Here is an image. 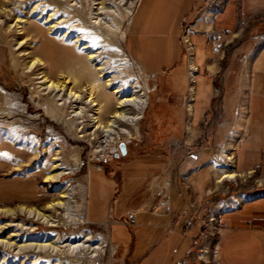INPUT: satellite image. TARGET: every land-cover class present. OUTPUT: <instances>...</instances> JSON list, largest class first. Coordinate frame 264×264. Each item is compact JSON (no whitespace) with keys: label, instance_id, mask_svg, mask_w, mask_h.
Segmentation results:
<instances>
[{"label":"rangeland","instance_id":"obj_1","mask_svg":"<svg viewBox=\"0 0 264 264\" xmlns=\"http://www.w3.org/2000/svg\"><path fill=\"white\" fill-rule=\"evenodd\" d=\"M136 5L137 0H0V264H96L98 258H104L103 264L130 263L119 248L112 257L110 244L105 248V256L104 252L99 256L86 252L60 255L49 248L26 246L52 242L68 244L71 239H76L74 244H83L86 233L109 243L106 226L96 224L90 216V224L87 222L76 228L75 221L67 219L64 211L59 209L53 213L55 228L23 215L15 218L8 210L21 206L44 209L58 200L61 187H68L73 205L87 203L88 218L91 180L99 172L94 169L97 165L91 161V153L98 149L96 145L103 138L100 135L91 142V138L82 137L79 130L89 127L88 115L93 109L88 107L89 111L81 115L84 117L78 118L74 116L73 105L67 104L60 111L65 117L58 118L47 107L53 104L57 109V101L38 88L40 71L30 72L26 68L29 59L25 52L31 51L32 57L42 60L43 71L55 80L60 72L69 67L87 63V53L75 43V38L79 37L80 43H87L99 53L98 58L107 63L108 74H119L124 79L126 90L130 88L133 77L144 84L146 76L138 69L130 71L122 59L123 53L132 59L128 49L129 21ZM48 18L56 25L53 31L45 22ZM255 37L246 32L238 42L227 47L230 64L228 66V62L224 61L223 68L224 73H228V82L221 87L220 83H216V89L223 90L221 95L240 92V98L234 99V105L240 112L233 115L194 114L191 121L195 118V133L189 138L187 127L190 115L186 109L188 82L181 96L174 97L167 83L161 82L158 77H149V105L138 122L139 129H132V137L123 135L114 145L121 152L101 173L106 177H118L124 170L129 176L149 175L147 182L161 177L151 183V187L155 184L157 189L162 187L163 178H170L169 184L177 181L179 186L186 185L193 201L206 204L207 215L215 214L219 207L231 212L234 211V204L261 198L264 194L261 168L247 170L237 162L234 170L238 176L218 183V171L212 164L213 161L224 164L218 159L222 150L231 143L240 146L252 133L249 114L253 104L252 67L264 49V34ZM236 45H245L244 51L238 53ZM200 76L203 72L199 68L197 93ZM82 79L83 83H87V78ZM180 86L184 87L185 82H181ZM221 95L214 100L198 97L194 107H207L211 103L217 107L224 106L226 100ZM110 115L105 112L101 118L107 121ZM68 118L76 121L74 129L66 123ZM128 128L131 130V127ZM86 131H91V128ZM117 131L111 133L116 135ZM98 132L102 131L90 135L96 137ZM127 140H132V143L123 154L122 146ZM58 150H61L60 171L63 176L55 182L48 177L52 174L53 159L58 156ZM162 161L165 169L159 171ZM242 173L243 177H240ZM139 182L134 180L135 184ZM209 189L213 192L209 193ZM134 200L127 194L120 197L117 206L119 215L131 208ZM190 210L194 213V208ZM90 211L93 218L102 215L94 201L90 203ZM191 211L187 214L190 215ZM112 228L115 240L118 234L128 233L122 227Z\"/></svg>","mask_w":264,"mask_h":264},{"label":"crops","instance_id":"obj_2","mask_svg":"<svg viewBox=\"0 0 264 264\" xmlns=\"http://www.w3.org/2000/svg\"><path fill=\"white\" fill-rule=\"evenodd\" d=\"M137 6L128 38L131 60L138 65L144 76L156 75L161 82L167 83L174 97L181 96L188 82V61L183 43L186 29L195 45L196 64L203 72V76L199 78L197 99L199 97L207 100L217 99L223 92L216 89V83H220L221 87L228 82V73H224L223 68L224 61L228 62V66L230 64L227 47L238 42L246 32L247 35L256 36L255 38L264 34V0H140ZM204 9L206 11L202 13ZM223 31L230 34L225 38V43L214 42L215 34ZM244 46L236 45V51H244ZM252 78L253 104L249 109L252 133L240 146L231 143L225 147L218 159L223 163V155L233 149V159L235 154L237 156V159H234L236 167L238 162L247 170L261 168L262 182L264 49L254 61ZM181 82H185L184 87L180 86ZM239 93L236 91L235 95H221L226 100L224 106L217 107L211 103L207 107H196L194 114L238 113L240 111L238 106L234 105V99L240 98ZM194 125L195 118L188 128L189 138L195 133ZM162 162L159 171L165 169L164 161ZM211 170L213 172L212 167ZM239 176L243 177V173ZM149 177L129 176L124 170L118 177H106L105 174L96 172L91 180L92 196L88 201V218L86 203L87 222L91 223L90 216L96 224L105 225L111 245L118 246L129 264H199L196 253L202 243L201 229L188 230L187 219L207 205L198 200L193 201L186 185L179 186L177 181L169 184L170 178H163L162 187L157 189L155 184L151 187V183L161 177H154L147 182ZM134 180L140 182L135 184ZM205 183L204 185H207ZM208 192L212 193L213 189ZM126 194L132 200L135 199V204L119 215V198ZM91 201L98 204L102 215L92 217ZM239 204L242 205L238 207ZM239 204H234V211L221 210L227 212L221 217L227 228L222 236L217 237L222 262L264 264V194L261 198ZM193 208L194 213L190 210ZM130 211L137 213L136 227L114 221L125 217ZM189 211L190 215L187 214ZM113 226L126 229L127 235L118 234L115 240Z\"/></svg>","mask_w":264,"mask_h":264},{"label":"bare ground","instance_id":"obj_3","mask_svg":"<svg viewBox=\"0 0 264 264\" xmlns=\"http://www.w3.org/2000/svg\"><path fill=\"white\" fill-rule=\"evenodd\" d=\"M139 1L140 0H137V5ZM135 11L136 9L134 10V14ZM132 19L133 17L130 18L129 21L130 26L132 24ZM45 22L49 24L50 31L55 30L56 25L50 23V18H48ZM189 36L190 32L187 30V38H189ZM122 37L125 38L124 33L122 34ZM80 42L81 39L79 37H76L75 43H77L81 47L82 51L87 53V63L77 64L74 67H69L66 71L62 73L60 72L57 79L55 80L50 78L43 71L44 62L40 59L32 57L31 51L25 52L28 55L29 59L26 68L30 69V72L36 69L40 71L37 76V79H39V82L37 84H40L38 88L42 91H45L44 94L51 95V99L53 101H57V109L54 107L53 104L47 105L51 112H53L58 118L62 119L65 116H63V114L60 112L61 108L63 106H67V104H72L75 113L74 116H79L80 118H83L84 116L81 115L85 114L86 111H89L87 110L88 107L90 109H93V111L90 112V115H88L89 120L87 121L89 123V127L82 128L79 130L83 134L82 137L91 138L90 141L92 142V140L100 138L101 135V138L105 139L106 144L108 146H113L115 143L121 140V137L123 135L132 137V129L136 131L139 129L138 122L143 118L145 110L146 108H148L147 106L149 101V86L147 81L149 80L148 78L150 76H146L147 81H145L144 84H142L143 81L141 83L138 78L133 77V79L130 81V88H127L126 90V88L124 87V79H121V76L119 74H115L113 76L108 74L109 72H107V63L102 62L103 60H100L98 58L99 53L97 54L96 51H94L91 46H89L87 43ZM122 59L123 63H126L127 68L130 71H133L135 69L139 70L138 65L133 62L126 53H123ZM191 66L194 68L196 67L193 59L191 60ZM139 72L141 74H144L142 70H139ZM82 77L87 78V83H83ZM195 93V88L193 87V96L195 95ZM84 104L86 106H84ZM190 110L192 112L190 114V119L187 128H189V126L191 125V120L194 115L192 103L190 105ZM105 112L111 114L108 117L107 121H104L101 118V116L105 114ZM65 121L67 124H70L71 129H74V126L76 124L75 120H72V118H68ZM128 126L131 127V130L128 128ZM89 128H91V131H86ZM98 130H101L102 132H98L97 136L94 137L93 135H96V131ZM116 130H118L116 134L117 136L111 133L116 132ZM92 133L93 135H90ZM100 141L98 145H96L98 149H95V151H99L101 149L103 150V146L101 145ZM123 147L125 148V145H123ZM232 152L233 149H231L230 153L223 155V160L226 163H212L214 169L218 171V183L222 182L224 179L227 178L235 179L238 176V174L234 170L235 164L234 159L232 157ZM60 153L61 150H58V156L53 159L54 167L51 170L52 174L48 177V180L59 182L63 176V172L60 171V167L62 165V157L59 156ZM94 169L96 171L103 172L98 170V168ZM59 209L64 211V216L67 219L75 221V224H77L76 228H81V226L87 223L85 217L86 205H73L72 194L68 187H61L60 196L58 200L52 201L44 209L21 206L18 209L8 210V213H10V215L14 216L15 218L19 215H23L28 219L38 221L49 227L56 228L57 225L54 224L55 219L53 213L58 212ZM1 229L2 228L0 227V231ZM85 237L86 239L83 244H80V242L74 244L73 242H75L76 239H71L68 244H58V242H52L27 244L26 246L31 247L32 245H36L40 249L49 248L52 249V252L60 253V255H78L84 254L86 252L93 256H99L101 255V253L104 252L105 256V248L110 244V251L112 252L111 256L115 257L117 248L115 246H112L110 242L108 243V241L103 240V238L101 237L96 238L92 233H86ZM103 259L104 258H98L96 264H103Z\"/></svg>","mask_w":264,"mask_h":264},{"label":"built area","instance_id":"obj_4","mask_svg":"<svg viewBox=\"0 0 264 264\" xmlns=\"http://www.w3.org/2000/svg\"><path fill=\"white\" fill-rule=\"evenodd\" d=\"M138 7V6H137ZM136 12V11H135ZM187 30H185L183 35V43L187 55L188 61V86H189V93L187 103V112L190 115V105L193 104V112L195 101L197 98V84H198V77H199V67L196 64V49L195 45L191 40V35L187 38ZM228 31H223L220 33H216L213 41L216 43H225V38L229 36ZM194 60L195 68L191 66V60ZM150 78L155 79L156 75H150ZM195 88V95L192 94V88ZM101 145L103 146V150L93 151L91 153V161L97 165L96 167L98 170L103 171L107 165H110L112 160L119 155L121 152L120 148H114L113 146H108L106 144L105 139L101 140ZM132 143V140H127L123 143L126 147ZM235 210V209H234ZM207 207L200 209L196 212L194 216H190L187 219V228L188 230L200 228V238H201V246L196 253V260L199 264H223L222 258L220 255L219 243L217 241L218 236H222L224 230L227 228V224L223 223L221 217L226 214L227 212H221L219 210L215 212V214L207 215ZM200 216V217H199ZM137 213L134 211H130L126 214L125 217L121 219L114 220L116 223L119 224H126L130 227L137 226ZM118 249V246L115 245Z\"/></svg>","mask_w":264,"mask_h":264},{"label":"water","instance_id":"obj_5","mask_svg":"<svg viewBox=\"0 0 264 264\" xmlns=\"http://www.w3.org/2000/svg\"><path fill=\"white\" fill-rule=\"evenodd\" d=\"M126 151H127L126 146H125V148L122 146V152H123V154H126Z\"/></svg>","mask_w":264,"mask_h":264}]
</instances>
